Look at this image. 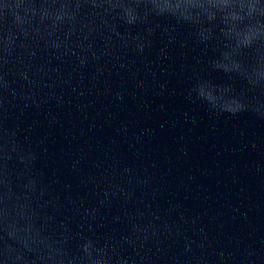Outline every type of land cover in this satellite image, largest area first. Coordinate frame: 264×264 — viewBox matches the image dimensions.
<instances>
[{
    "label": "water",
    "instance_id": "1",
    "mask_svg": "<svg viewBox=\"0 0 264 264\" xmlns=\"http://www.w3.org/2000/svg\"><path fill=\"white\" fill-rule=\"evenodd\" d=\"M79 15L62 31L37 21L44 39L16 35L0 67L8 83L0 126L40 151L38 167L73 228L110 244L114 264H264V120L245 107L264 106V97L241 78L211 72L233 98L210 102L235 117L186 99L188 81L221 57L224 41L203 51L185 28L166 33L163 20L151 36L123 25L117 35L93 9ZM12 32L6 13L0 39ZM109 183L130 195L101 204ZM133 224L151 226L150 238L133 234Z\"/></svg>",
    "mask_w": 264,
    "mask_h": 264
},
{
    "label": "clouds",
    "instance_id": "2",
    "mask_svg": "<svg viewBox=\"0 0 264 264\" xmlns=\"http://www.w3.org/2000/svg\"><path fill=\"white\" fill-rule=\"evenodd\" d=\"M83 7L93 9L117 35L123 25L128 29L143 26L145 35L151 36L160 27L157 21L163 20L168 25L166 33L185 28L203 51L222 39L225 51L221 57L208 60L205 70L188 81L186 90V99L211 115L235 117L208 98L211 95L227 100L233 96L222 91L227 85L217 86L205 73L223 72L241 78L252 93L264 97V0H0V21L8 13L14 25V32L0 39V67L9 63L16 35L44 39L40 30L32 27L37 21L46 32L62 31L65 26L80 23L79 10ZM108 17L116 23L108 24ZM51 47L56 48V43ZM145 47L141 42L136 50L140 53ZM80 63L83 65L84 59ZM7 88V81L0 75V90ZM245 107L264 120V106H258V101H245ZM40 158V151L27 140H19L14 131L0 126V264H114L110 244L98 240L91 229L73 228L64 214V201L38 167ZM124 171L130 175L128 169ZM102 195L101 204L109 197L127 198L130 194L120 185L109 183ZM92 212L85 210L83 215L95 219ZM131 232L142 234L147 241L152 230L151 226L142 229L133 224Z\"/></svg>",
    "mask_w": 264,
    "mask_h": 264
}]
</instances>
